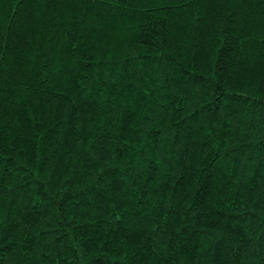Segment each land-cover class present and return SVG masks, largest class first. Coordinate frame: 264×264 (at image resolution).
<instances>
[{"label": "trees", "instance_id": "trees-1", "mask_svg": "<svg viewBox=\"0 0 264 264\" xmlns=\"http://www.w3.org/2000/svg\"><path fill=\"white\" fill-rule=\"evenodd\" d=\"M0 264H264V0H0Z\"/></svg>", "mask_w": 264, "mask_h": 264}]
</instances>
